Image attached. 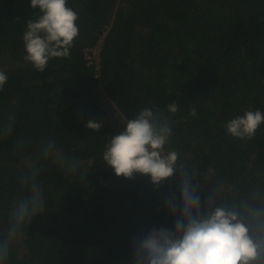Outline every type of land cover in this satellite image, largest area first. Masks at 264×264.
Masks as SVG:
<instances>
[{
  "label": "trees",
  "instance_id": "1",
  "mask_svg": "<svg viewBox=\"0 0 264 264\" xmlns=\"http://www.w3.org/2000/svg\"><path fill=\"white\" fill-rule=\"evenodd\" d=\"M79 35L44 71L22 36L39 9L0 0V264H134V241L174 230L181 172L202 209H264V123L250 140L224 124L264 113V0H67ZM105 35L99 73L85 59ZM175 104L173 115L167 106ZM151 107L172 128L162 154L178 172L159 187L117 177L105 143ZM195 109L196 115H190ZM125 116L122 122V117ZM91 120L101 124L93 132ZM39 210L16 223L23 203ZM179 213L177 212L176 215Z\"/></svg>",
  "mask_w": 264,
  "mask_h": 264
},
{
  "label": "clouds",
  "instance_id": "2",
  "mask_svg": "<svg viewBox=\"0 0 264 264\" xmlns=\"http://www.w3.org/2000/svg\"><path fill=\"white\" fill-rule=\"evenodd\" d=\"M30 7L39 9L40 14L27 21L22 36L24 60L42 72L50 59L70 55L79 35L78 16L67 6V0H30ZM7 79L0 71V90ZM167 111L174 115L178 107L170 104ZM190 115H196L194 108ZM124 119L125 116L121 121ZM262 123L264 113L248 110L227 121L224 128L233 138L250 140ZM86 127L95 132L101 124L89 120ZM171 134L168 119L160 121L151 107L142 108L134 119L126 122L120 134L105 143L102 159L117 177L131 179L134 174L144 175L154 187H159L178 172V153L162 154ZM185 176L181 172L179 203L168 202L174 230L152 229L136 239L134 264H264V209L250 212V223H245L242 214L232 208L202 209L200 197ZM38 201L37 195L33 207L23 203L16 209L17 224L39 210ZM6 255V250L0 249V259Z\"/></svg>",
  "mask_w": 264,
  "mask_h": 264
},
{
  "label": "built area",
  "instance_id": "3",
  "mask_svg": "<svg viewBox=\"0 0 264 264\" xmlns=\"http://www.w3.org/2000/svg\"><path fill=\"white\" fill-rule=\"evenodd\" d=\"M105 32L99 37L95 46L87 48L85 52V59L89 65H94V71H96V76L98 75L99 71V52L102 44L103 36Z\"/></svg>",
  "mask_w": 264,
  "mask_h": 264
}]
</instances>
